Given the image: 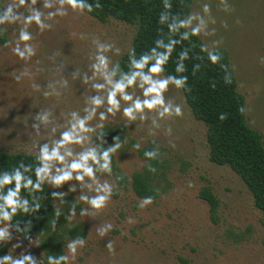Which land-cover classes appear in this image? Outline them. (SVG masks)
Returning a JSON list of instances; mask_svg holds the SVG:
<instances>
[{"label": "rangeland", "instance_id": "rangeland-1", "mask_svg": "<svg viewBox=\"0 0 264 264\" xmlns=\"http://www.w3.org/2000/svg\"><path fill=\"white\" fill-rule=\"evenodd\" d=\"M204 2L210 4L215 24L210 23V34L200 38L210 48L213 41H220L218 47L228 52L237 75L238 91L246 98L247 123L264 137V63L260 62L264 57V0H227L228 11L220 5V0H193L191 12H202ZM52 24L44 32L32 26L35 36L32 43L37 54L27 63L11 48L0 47V151L34 155V142L48 138L46 133L31 134L34 113L40 107H49L56 119L61 120L63 113L83 106L81 95L85 86L70 74L76 66L86 67L89 52L94 50L92 39L114 41L121 54L112 58L120 60L132 47L137 32L135 26L127 23L115 20L101 23L85 12L70 8L66 16L55 18ZM4 27L0 44L3 39L16 36V25ZM213 28L215 33L211 34ZM82 33L86 34L83 38ZM53 53L67 64L64 74L69 76V86L62 96L43 97L31 85L34 82L46 85L47 81L58 78ZM25 70L31 76L14 79ZM166 96L182 105V116L160 120L159 128H153L150 121L143 124L137 121L138 127L135 123L127 125L130 137L141 144L140 149L155 146L151 143L153 139L159 145L160 155L169 164L167 181L163 184L165 192L141 209L137 207L140 197L131 187L119 186L115 178L102 175L101 180L115 186L113 195L106 207L93 215L81 216L79 211L71 217L87 227L88 236L70 264H264L263 215L256 208L252 194L230 167L210 161L207 127L193 117L183 93L170 87ZM125 123L119 112L104 122L105 126ZM169 126L171 135L166 132ZM117 160L129 177L146 164L133 145ZM204 186H210L220 200L218 224L212 222L209 205L199 196ZM50 188L66 192L65 197H73L82 207H87L79 201V186L76 192H69L68 184ZM105 223H111L112 230L100 237L96 229ZM109 239L114 242L111 252L105 247ZM6 243L15 255L27 251L43 264L39 238H20L12 231V239ZM16 244L20 247L13 249ZM65 254H69L67 249Z\"/></svg>", "mask_w": 264, "mask_h": 264}, {"label": "clouds", "instance_id": "clouds-1", "mask_svg": "<svg viewBox=\"0 0 264 264\" xmlns=\"http://www.w3.org/2000/svg\"><path fill=\"white\" fill-rule=\"evenodd\" d=\"M163 10L158 16L157 36L152 46L137 53L130 47L127 52V61L122 66L119 60L112 56H119L121 49L114 41H102L94 37L91 43L94 50L89 52L88 63L85 68L77 66L70 74L74 80H79L85 86L83 106L62 114V119L57 120L52 108L40 107L32 116L31 134L40 136L47 134L46 139L34 142L35 153L33 160L25 162L20 160L11 169H0V244L12 239V230L26 232V227H20L18 216L36 213L41 207L39 193L44 192V186L60 188L69 185V192H76L79 186V201L87 207L80 208L81 216H91L94 212L106 207L114 192V185L108 180H101V176L113 175V154L121 148L122 143H127V137L121 141L120 136L114 138V143L107 144L104 122L112 115L119 112L126 120L124 125L139 121L143 124L150 121L153 128L160 127V120L183 115L182 105L166 96L170 87L184 92L190 91L185 60L190 59L191 45L182 46L177 51L178 45L185 41L191 42L192 37L207 36L209 24H215L211 15L209 3H202V12H188L187 14L173 13L172 0H162ZM220 5L225 11L229 10L227 0H220ZM102 5L100 0L95 4L89 0H0V34L5 31L6 25H16L14 39H5L0 47L11 48V51L26 63L37 54V49L32 43L35 36L31 31L33 25L40 32L50 30L52 21L57 17H64L68 9L72 11L93 12ZM239 22V21H237ZM227 27V25H224ZM166 29V31H165ZM215 29H211V34ZM86 34H81L82 38ZM210 48L207 43L201 42L200 52L205 54L207 60L217 64L224 70V82L230 84L231 73L228 65L221 63L222 52L218 45L220 41H213ZM174 60V73L167 72V65ZM111 54V55H110ZM54 71L58 78L47 81L46 85L32 83L33 91L39 92L43 97L62 96L68 89L69 76H65V64L62 58H57L53 53ZM264 63V57L260 58ZM200 67L199 64L193 66ZM195 74V72L193 73ZM22 76H31L27 70L14 77L19 81ZM215 87V84H211ZM137 89L139 92H137ZM221 121L227 118L226 113H220ZM95 121V123H93ZM151 132V129H150ZM166 132L171 135L169 126ZM155 147L147 148L143 155L148 160H156L160 155L159 145L155 139L151 141ZM107 145V146H106ZM175 147V144H172ZM133 148L140 150L141 144L136 142ZM148 171L155 173L156 167L147 165ZM123 177L116 175L117 180ZM75 181L76 183H72ZM189 182V187H191ZM67 195L64 191H53L52 199L65 203ZM154 197L146 195L140 198L137 207L143 209L152 204ZM69 208V217L76 215V200ZM56 215L59 216V210ZM53 221V228H55ZM111 223L97 227L100 237H105L112 230ZM85 238L77 235L67 241L66 247L71 254H50L47 264H70V259H75L77 250L85 246ZM20 247L13 245V249ZM105 247L111 252L114 242L109 239ZM41 259L27 251L15 255L12 250L0 255V264H39Z\"/></svg>", "mask_w": 264, "mask_h": 264}, {"label": "trees", "instance_id": "trees-1", "mask_svg": "<svg viewBox=\"0 0 264 264\" xmlns=\"http://www.w3.org/2000/svg\"><path fill=\"white\" fill-rule=\"evenodd\" d=\"M89 2L95 4V0H89ZM100 3L101 8H94L93 12L85 11V13L101 23L115 20L135 26L137 32L132 48H135L137 53L152 46L157 36V29L161 27L158 24V16L163 10L162 0H100ZM192 3L193 0H172V12L187 14L192 11ZM201 42L204 43L200 37H192L191 42L185 41L183 45L177 46L178 51L182 46L191 45L190 59L184 61L187 71L183 73L188 76L190 91H180L193 117L207 127L206 139L210 161L218 166L230 167L244 181L254 198L256 208L263 215L262 224L264 225V137L247 123L246 98L238 91L237 75L232 68L228 52L220 49L223 55L221 63L228 65V71L231 73L230 84L224 82V70L219 65L209 62L206 55L200 52ZM175 57L176 52H173V59L166 66L167 72L174 73ZM119 61L124 66L127 53ZM196 64L200 65L198 69L193 67ZM213 83L214 88L211 87ZM220 113H226L227 118L221 121L218 118ZM104 130L107 144L114 143L116 136H120L121 141L127 137V143H122L121 148L113 154L114 171L109 177L115 178L119 186L131 187L140 198L152 195L154 200H157L165 192L163 184L167 181L168 162L161 155L156 160H148L144 157L143 151L155 146L145 147L138 152L146 164L140 171L134 172L129 177L120 167L117 157L125 154L136 142L130 137L127 126L124 124L106 125ZM20 160L32 161L33 155L0 151V169H11ZM148 164L154 165L157 171L155 173L148 171ZM117 174L122 175L123 178L117 180ZM53 191L45 185L44 192L38 194L41 197L42 207L36 213L17 217L20 227H26V232L12 230L20 238H39L43 251V264H47V257L50 254L65 253L68 240L77 235L85 239L88 236L87 227L72 220V216L69 217L70 204L75 199L65 197V203H58V200L51 197ZM199 196L208 203L212 222L218 224L221 208L219 198L210 186H204ZM80 208L82 205L76 200V212H79ZM57 210H59V216L56 215ZM53 221L56 222L55 228H53ZM8 252L7 243L0 244V255Z\"/></svg>", "mask_w": 264, "mask_h": 264}]
</instances>
